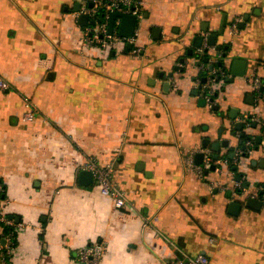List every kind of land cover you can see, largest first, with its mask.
<instances>
[{"label": "crops", "instance_id": "0c3cea01", "mask_svg": "<svg viewBox=\"0 0 264 264\" xmlns=\"http://www.w3.org/2000/svg\"><path fill=\"white\" fill-rule=\"evenodd\" d=\"M76 1L0 0V79L10 83L0 88V179L12 201L8 213L35 224L19 230L14 260L78 264L79 246L105 240L100 264H171L182 251L204 252L211 264H264V204L246 203L249 192L264 188V91L249 79L264 85V0H145L139 56L128 44L83 48L86 23L73 15ZM236 15L243 20L229 37ZM212 32L229 48L209 46V61L197 64ZM199 35L202 47L194 45ZM234 58L247 60L244 75H231ZM222 59L227 74L211 108L196 79ZM26 99L35 105L33 120L23 119ZM239 120L245 127L233 134ZM242 131L252 135L254 151L231 169L250 187L234 197L231 169L210 166L200 177L186 157L195 149L197 163L214 141L219 156L244 150ZM90 157L115 161L124 207L94 179L80 182ZM232 200L242 202L239 214Z\"/></svg>", "mask_w": 264, "mask_h": 264}, {"label": "built area", "instance_id": "2783aa9c", "mask_svg": "<svg viewBox=\"0 0 264 264\" xmlns=\"http://www.w3.org/2000/svg\"><path fill=\"white\" fill-rule=\"evenodd\" d=\"M91 1L93 5H90ZM144 3L145 0H81L79 9L74 10L73 15L75 18L80 17L82 14L89 15L88 22L84 25L82 30V47H96L102 50L112 48L116 50L120 45L132 43V54L134 56H139L144 50V46L137 42L139 31L135 28L131 36L119 34V17L116 19L113 32H110L109 21L111 12L113 11L133 13L138 17L143 16ZM92 19H95V23L91 22ZM242 20L243 17L241 15H236L234 17L228 28L229 37H233L237 33L239 24ZM219 73L225 76L227 71L219 67L218 69H213L206 81L201 80L200 77L196 79V84L201 87L202 93L211 108L214 107L216 103L215 92L217 90L216 85L219 83L217 79ZM249 79L252 88L260 93L259 91L263 81L256 75H252ZM9 87L10 83L1 78L0 88L7 89ZM25 102L27 109L24 112L23 119L27 121L33 120L35 118V105L29 99H26ZM246 116L247 115L242 119H246ZM247 123H250L249 119ZM246 144L247 146L244 150L236 149L234 151L233 160H230L227 156H218L216 158L209 147H203L201 148V151L204 153L202 164H197L194 161L195 149L191 150L187 155L186 163L188 166L192 167L200 177L204 175V169L211 165H215V170L222 173L225 171L226 167L231 169L232 163L237 165L243 152L244 154H251L254 151L253 140L249 139ZM84 168L92 171L95 183L100 187L103 194L112 198L116 207H124L127 204L128 199L126 192L114 178L116 171L114 160H110L105 164H100L95 157H90L85 162ZM234 170L231 169V181L234 184L233 193L235 197L241 195L242 192L246 194L247 192L244 190H247V187L243 184V175L240 179H237L236 176H234ZM239 189H242V192H239ZM261 190H263L262 194H260ZM247 196L264 200V188L260 186L256 192H249ZM11 202V198L6 195L5 183L0 179V264H21L13 258L18 242V232L22 228L35 227V224L31 221L17 220L8 213L7 207ZM155 218H157V216H153L152 219L150 217H144L145 224H151ZM40 229L42 228L40 227ZM107 251L108 244L105 240H95L77 248L76 261L78 264H100ZM171 264H211V258L204 252L192 255L182 251L181 255L172 260Z\"/></svg>", "mask_w": 264, "mask_h": 264}, {"label": "water", "instance_id": "95a60500", "mask_svg": "<svg viewBox=\"0 0 264 264\" xmlns=\"http://www.w3.org/2000/svg\"><path fill=\"white\" fill-rule=\"evenodd\" d=\"M80 4H81L80 1H76L75 5H74V10H78L79 7H80ZM90 5H93L92 1L90 2ZM119 17L121 18L120 24H119V27H118L119 34L126 35V36H131L134 33L135 28L137 26L138 16L136 14L127 13V12H120V11L111 12L110 21H109V31L110 32H113V29L115 27L116 19L119 18ZM79 19H80V23L85 24V23L88 22L89 15L88 14H82V15H80ZM246 19L247 18H245V20ZM245 20L241 23V25L245 24ZM91 22L95 23V19H92ZM224 23H225V21H223V24H222V26L219 29L220 33H222L224 31ZM195 40H196V42L194 43V45L198 46V47H202L203 42H204V36L203 35L196 36ZM216 41H217V33L216 32L209 33L207 35V37H206L207 46L204 47V50H208L209 46H212V45L215 46V49H216V51L218 53L223 48L226 49V50L229 48V44H224V45L217 44ZM128 46L131 47L132 43H128ZM188 53L193 54V48H190L188 50ZM223 56H227V52H224ZM209 58H210L209 56H206L204 59H202V60L200 59L196 63L197 64H201L203 61L208 62ZM184 61H185V59L182 58V62H184ZM218 62L221 65L224 64V60L223 59L219 60ZM246 66H247V60L246 59L234 58L232 60V65H231V68H230L231 75L232 76L244 75L245 74V70H246ZM213 67H214L213 63L209 65V69H213ZM170 75L172 76L173 73H170ZM227 78L230 79V80L233 79L230 76L227 77ZM206 80H207V77H204L203 81H206ZM167 84H169V83H167ZM198 89H196V90H198ZM261 89L264 91V85L261 87ZM216 94H217V92H215V95ZM205 100H206V98H202V101H205ZM215 107H217V105ZM234 110L236 111V113L238 112L237 108H235ZM235 116H236V114H234V115L232 114V117H235ZM244 127H245V122L244 121H242V120L237 121L236 125H235L236 130L233 131V134H236L237 130H242ZM252 127L256 128L257 127V123L253 122L252 123ZM251 137H252V135L250 133H247L246 131H242L240 143L243 144L244 148L246 147L244 141L246 139H251ZM262 138L263 137L261 135H257L255 139H256V141L261 142ZM208 144H209L208 139H205L204 145L207 146ZM221 144L226 147V146L229 145V140L225 139V140L222 141ZM211 147H212V150L215 151L213 153L214 157L217 158L219 156L218 151L220 150V147H221L220 142L219 141H214L213 143H211ZM233 154H234V150L231 151L230 156H232ZM203 156H204L203 152L197 153L196 154V162L197 163H202ZM234 168H236V165L234 166ZM211 169H215V165H211ZM236 178L240 179L241 175L237 174ZM92 181H93V173H92V171L89 170V169H83L80 172V182L82 184H90V183H92ZM244 186L249 188L250 187V182L248 180L244 181ZM239 192H242V189H239ZM262 193H263V190L260 191V194H262ZM246 203L249 206L260 208L264 204V200L261 199V198H255V197H252V196H248ZM229 207H230L231 212L233 214H239L240 211H241V208H242V202H240L238 200H232L229 203ZM11 216H13V215H11ZM17 220H19V219H17Z\"/></svg>", "mask_w": 264, "mask_h": 264}, {"label": "trees", "instance_id": "16d2710c", "mask_svg": "<svg viewBox=\"0 0 264 264\" xmlns=\"http://www.w3.org/2000/svg\"><path fill=\"white\" fill-rule=\"evenodd\" d=\"M197 56L199 57V59H204L206 56H209V57H211V54H210V52H209V49L208 50H204V53H200V52H198L197 53ZM219 66V67H221V68H223L224 70H226L227 71V66L226 65H224V64H219V62L217 61V62H213V69L215 68V66ZM213 69H209V67H207L206 69H204V70H201L200 71V73H199V76L201 77V80H203V78L204 77H209L208 76V74L209 73H211L212 71H213ZM225 77L224 76H222L220 73H219V76L217 77V79L220 81L221 79H224ZM217 92V91H216ZM246 154V153H245ZM230 160H233L234 158H233V156H227ZM234 166H235V164L234 163H232L231 164V167L232 168H234ZM236 168H237V165H236ZM235 169V168H234Z\"/></svg>", "mask_w": 264, "mask_h": 264}]
</instances>
